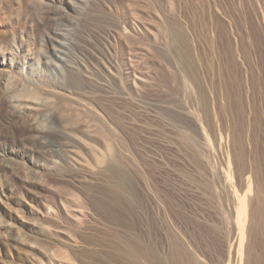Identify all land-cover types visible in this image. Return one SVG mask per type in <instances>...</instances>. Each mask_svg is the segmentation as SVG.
<instances>
[{
	"label": "rangeland",
	"instance_id": "obj_1",
	"mask_svg": "<svg viewBox=\"0 0 264 264\" xmlns=\"http://www.w3.org/2000/svg\"><path fill=\"white\" fill-rule=\"evenodd\" d=\"M0 87L6 107L31 93L21 110L57 146L49 171L79 168L67 181L78 192L34 189L33 207L0 168V199L28 203L26 216L63 196L58 229L84 264H264V0H0ZM40 158L0 143V164L27 176ZM83 195L101 213L75 211ZM11 210L0 255L35 222ZM50 247L43 264H66L71 251Z\"/></svg>",
	"mask_w": 264,
	"mask_h": 264
},
{
	"label": "bare ground",
	"instance_id": "obj_2",
	"mask_svg": "<svg viewBox=\"0 0 264 264\" xmlns=\"http://www.w3.org/2000/svg\"><path fill=\"white\" fill-rule=\"evenodd\" d=\"M170 30H171V28H170ZM170 35H171V32H170ZM172 38H173V36H172ZM48 40L51 44L50 36H49ZM198 76H196V77H198ZM192 82H193V80H192ZM7 90H8V88H6L3 91L0 87V111L2 110L4 112V115H6V118H7V123L4 125H0V132L4 136L3 138H5V139H2L4 141H0V143L3 145V150L8 155H12L14 152L16 154H18V153L22 154L24 152H31L32 154H35L37 156V158H39V157H41V158H40V161L38 159L36 160L37 161V166L35 167L36 170L30 176H27L24 172H21L20 170L13 169L11 165H9L7 162L4 163L3 161H1V164H0V168L2 169V171L7 172V174H9L11 176L12 180L14 181L13 183L20 185L23 188V195L25 194V196L31 197V207H33L35 202H37V198L41 199L40 195L38 196L36 193L32 192V190H34V189H38L39 190L38 193H41L43 196L47 195L48 193H51L53 188L57 185H60V187H62V190H64L65 193H68V194L73 193L74 194V193L78 192L77 191L78 188L74 184H70L69 182H67L68 180L75 178L76 175L72 173V170L78 171L77 170V168H78L77 164L78 163L71 162V161H65L66 162L65 165H63L64 171L62 170L63 172L61 174L58 173L57 175L56 174L53 175L54 173L49 171V170H52V168H50V166H49L50 162L47 160L49 155H50L49 152L51 150H57V146L48 144L46 141L43 140L44 136L40 132L36 131V129L34 127V122H33L32 116H31V111L21 110L22 108L27 107V105H26L27 103L25 100L27 98H29L31 100V93L29 91L23 92L20 95L10 93L11 99H13L14 101H17V102H21V101H18V100H20L18 97H20L22 102L19 104L11 102L10 105L7 104L8 107H6L5 103H4V96H5L4 94L6 93ZM17 92L19 94V91H17ZM200 102H201V100H200ZM8 108H9V110L7 111ZM63 147L65 148L66 145L64 144ZM106 152H107V150H106ZM1 160H3V159H1ZM96 160L98 163H101V164L106 163V160L104 159L103 156H98L96 158ZM65 168H67V169H65ZM105 170H107V169H105ZM1 181L2 180H0V187L1 186L3 187V184H2L3 182H1ZM71 181L72 180H70V182ZM120 186H121V184H120ZM120 186L118 185L117 188L115 186V188H116L115 190L117 192L122 193ZM82 198H83L82 205H80V207H78L75 211L80 212L81 208L83 209V207H86L87 209H91L95 212L97 211L98 213H101L100 212V206L98 205L99 203H97V201L94 198H92V197L88 198L85 195H83ZM0 200H1L0 209L10 207L12 209L11 210L12 214L10 213V216L12 218L17 220L19 218V216H24L25 217V219H23L24 222L35 220V222L32 223V227H31V229H32L31 237H27L26 239H23L21 241V244L18 246V248H11L8 251L2 253L3 255H0V264H20L19 260H21V258L19 257V260H18V258L13 257V255H17L18 249H22V248H28L29 249V251L31 252L30 254H31V259L33 261V264H43V260H44L43 258H45V257L54 258V253L52 251L49 252V249H52L50 247L51 245L54 247L55 246L57 247L59 245H63L71 251L70 252L71 256L66 257V261H67L66 264H84L83 259L82 260L80 259L78 252L76 251V249L73 248L74 247L73 245L76 244V241L72 240L71 238L66 236L65 233L61 232V230L58 229L59 226L61 225V221H60L61 207L65 206L64 204L66 201L63 196H58V198L56 197V199H55L56 201L53 200V202H50V203L49 202L45 203L46 201L40 202L42 204V206H44V207L38 209L35 213L29 214V215L27 214L26 216L24 213H25L26 208H28V206H29L28 203L20 201L17 206H13V205L10 206V201L7 200L6 198L0 199ZM124 210H125V206L123 205L121 213ZM83 212L84 211L82 210V215L86 214ZM73 216H75V217H72V219L79 218L76 214H73ZM236 223L238 226V227L236 226L238 228V233L237 232H235V233L238 234V237H237L238 239L236 240V241H238V244H236L235 246L238 245V250L236 247L235 251L238 252L236 255L238 256V254H239V257H240L242 230L243 229H242V222H241V219L239 216V212H238L237 217H236ZM4 232L5 233L2 235L5 238L11 237L14 233L16 234V230L13 226L6 227L4 229ZM235 237H236V235H235ZM231 243H233V242H231ZM231 243H230L229 248L232 247ZM184 247L185 246L183 245V248ZM133 251H135V250H133ZM133 251H131V252H133ZM235 251H234V253H236ZM135 254H136V252H135ZM230 255L232 256V254L229 253L228 256H230ZM237 256L234 255V258ZM64 260H65V258L60 260V261L63 262ZM196 260H197V258H196ZM257 260H258V258H257ZM190 261H191V264L195 263L191 257H190ZM190 261H187V262H190ZM255 261H256V259H255ZM129 264H140V263H138L135 258L131 257Z\"/></svg>",
	"mask_w": 264,
	"mask_h": 264
}]
</instances>
